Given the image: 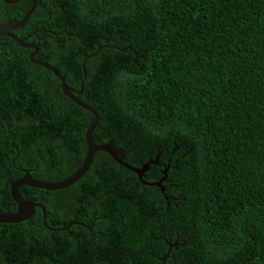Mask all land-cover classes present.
Masks as SVG:
<instances>
[{"label": "trees", "instance_id": "1", "mask_svg": "<svg viewBox=\"0 0 264 264\" xmlns=\"http://www.w3.org/2000/svg\"><path fill=\"white\" fill-rule=\"evenodd\" d=\"M50 1L37 0L12 33L37 29L27 39L38 46L34 58L76 91L86 59L76 96L98 113L96 144L112 140L135 167L158 158L139 178L97 151L65 188L21 186L57 229L44 226L40 208L0 223V264H161L143 253L152 242L166 248L146 232L161 227L188 240L169 256L182 264H264V0ZM31 4L0 0V24L19 21ZM30 52L0 36L3 213L16 211L10 184L24 170L53 183L80 166L94 119ZM164 170L177 206L143 183ZM151 192L169 207L164 220L152 213Z\"/></svg>", "mask_w": 264, "mask_h": 264}, {"label": "water", "instance_id": "2", "mask_svg": "<svg viewBox=\"0 0 264 264\" xmlns=\"http://www.w3.org/2000/svg\"><path fill=\"white\" fill-rule=\"evenodd\" d=\"M5 3L8 4H14L18 1L21 0H2ZM32 4L30 5L29 9L25 12L23 17L17 21V22H5L0 24V36L2 37H11L13 41H15L19 46H22L24 48H30L32 49V52L29 53V60L36 65H39L41 67H44L45 69L49 70L52 72L55 77L60 81V87L62 93L68 97L74 104L80 106L83 109L88 110L91 112L94 116L93 121L89 124L85 131V140H86V153L84 156V159L80 166L66 179L58 182H47L45 180H38L30 176V174L24 170V174L15 179L11 184H10V196L12 200L16 204V211L14 213H3L0 212V223H19L21 221L29 219L35 212L36 208H40L42 210V220L43 224L46 228L49 230H56L57 228H51L46 224V211L44 207L42 206L41 203H36V202H31L26 200L19 192V188L21 186H29V187H35V188H40V189H45V190H56V189H61L67 187L69 184L73 183L75 180L80 178L88 169L93 155L97 151H104L107 152L108 154L111 155V157L120 165L128 168L129 170L133 171L139 178H141L145 171H147L150 168V165L153 163H157V158L155 159H150L147 162L143 163L140 167H135L132 166L124 161V150L117 148L114 145V142L112 140H109L106 143L103 144H96L93 140L92 137V132L95 129L96 125L98 124L99 121V116L96 110L90 106L89 104L83 102L80 100L76 94L81 93L82 91V85L85 79V61L86 59L83 60L82 62V69L84 71V76L81 80L80 83V89L78 91L74 90L70 86H68L65 82V78L50 64L43 62L41 60L35 59L34 56L36 55L38 51L37 45L34 44H28L24 40L25 39H19L12 34H10V31H15L23 28L25 24L27 23L30 15L36 8V0H30ZM164 176H162L159 181L153 182V183H147L143 182L146 184L150 185H156V186H161L160 183L163 180V178L166 177L165 175V170ZM68 226H66L64 229H67ZM170 249H168L167 253L162 257V261L164 262L165 257L167 256L168 252Z\"/></svg>", "mask_w": 264, "mask_h": 264}, {"label": "flooded vegetation", "instance_id": "3", "mask_svg": "<svg viewBox=\"0 0 264 264\" xmlns=\"http://www.w3.org/2000/svg\"><path fill=\"white\" fill-rule=\"evenodd\" d=\"M50 3H51V1H50ZM36 6H37V0H36ZM53 7H54V9L55 8L61 9L64 12L63 15H65V11H64L65 7H64L63 4L58 3L57 5H54ZM53 14H54V12L52 10L48 11L47 22L51 21V19L53 18ZM38 22H39L40 25L45 23V21L43 19L38 21ZM65 25H66V23L64 24V26ZM21 29H23V28H21ZM21 29H19V30H21ZM19 30H15V31H19ZM64 30H65V28H63V31ZM37 31L38 30L35 29L34 32H32V33H30V34H28V35H26L24 37H17V36H15L12 33V31H10L9 33L12 34L13 36L19 38V39H25L24 41L26 43H28V44H33V43L27 42V39L30 36H32L33 34H35ZM41 31H46V30L42 29ZM55 35H58V33H55ZM34 45H36V44H34ZM26 49H30V48H26ZM30 50L32 52V49H30ZM124 155H125V153H124ZM162 175H163V173H162ZM157 180H159V179H157ZM157 180H155V181H157ZM165 183H167V177L163 178V180L161 181V186L158 187V188H160V192L158 193V195L160 196L161 200L163 202H165V204H167V205L170 204V200H172L173 201V205L177 206V201H178V198H179L178 195L169 193L168 191H170L171 186H170V184H167V186H165L164 185ZM151 194H152V198L154 200L153 203L150 205L152 213L155 214V215L160 216L161 219L164 220L165 219V213H168L170 211L169 207L167 206V208H164L162 203L160 202L159 196H157L154 192H151ZM164 229H165V227H161V228H159V230L158 229L157 230L156 229H152V230H148L146 232L150 233L152 235L151 238L162 239L163 242L166 244L165 245L166 248L164 249V246L163 247L162 246H158V244H155L154 242H152L153 244L149 247L150 250L147 251V252H143V253L146 256H148L150 254L155 256V258L158 261H160L161 264H182V263L179 262V259L170 258L169 256H170V253L173 251V249H178L179 246H182V245L186 244L188 240L180 239L181 237L179 235V231L178 230L173 231V232L171 230H168L167 236H165ZM123 245H124V247L126 246V244H123ZM168 249H170V251L168 252V254L165 257V260L163 262L161 259L167 253ZM124 252H125V255H126L127 251L125 249H124ZM168 259H169V261L167 262ZM117 261H118V259H117Z\"/></svg>", "mask_w": 264, "mask_h": 264}]
</instances>
